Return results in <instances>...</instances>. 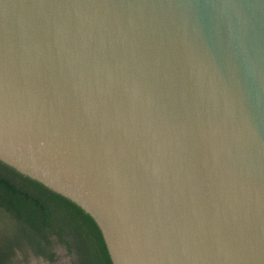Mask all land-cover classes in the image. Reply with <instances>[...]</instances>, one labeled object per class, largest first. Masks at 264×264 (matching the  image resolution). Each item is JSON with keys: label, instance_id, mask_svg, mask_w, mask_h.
Here are the masks:
<instances>
[{"label": "water", "instance_id": "1", "mask_svg": "<svg viewBox=\"0 0 264 264\" xmlns=\"http://www.w3.org/2000/svg\"><path fill=\"white\" fill-rule=\"evenodd\" d=\"M0 161L113 264H264V0H0Z\"/></svg>", "mask_w": 264, "mask_h": 264}, {"label": "trees", "instance_id": "2", "mask_svg": "<svg viewBox=\"0 0 264 264\" xmlns=\"http://www.w3.org/2000/svg\"><path fill=\"white\" fill-rule=\"evenodd\" d=\"M52 236V255L49 256ZM78 255V264H113L102 232L80 206L0 161V264L16 248L55 259L53 246Z\"/></svg>", "mask_w": 264, "mask_h": 264}, {"label": "flooded vegetation", "instance_id": "3", "mask_svg": "<svg viewBox=\"0 0 264 264\" xmlns=\"http://www.w3.org/2000/svg\"><path fill=\"white\" fill-rule=\"evenodd\" d=\"M51 240V245H50V251H49V256L52 255V236L50 237ZM58 247H62L73 259L74 264H78V255L76 252L74 253H69L67 248L62 245L61 243H55L53 246V252L55 253V259L52 261V258L49 257L48 255H43V254H38L36 253L31 247H28L26 250H21L19 248H16V251L14 254L11 256V260L9 264H12L15 257H22L25 261L24 264H34L38 263V260L41 261L43 264H52V262H55L58 258Z\"/></svg>", "mask_w": 264, "mask_h": 264}, {"label": "rangeland", "instance_id": "4", "mask_svg": "<svg viewBox=\"0 0 264 264\" xmlns=\"http://www.w3.org/2000/svg\"><path fill=\"white\" fill-rule=\"evenodd\" d=\"M24 259L22 257H15L12 264H24ZM36 264V263H34ZM37 264H43L41 261L38 260ZM52 264H74L72 257L62 248L58 247V258Z\"/></svg>", "mask_w": 264, "mask_h": 264}]
</instances>
